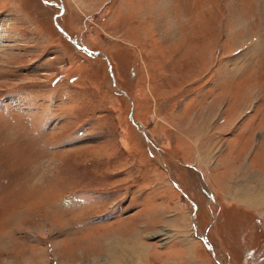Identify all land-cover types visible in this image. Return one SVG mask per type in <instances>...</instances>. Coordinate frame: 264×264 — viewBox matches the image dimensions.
<instances>
[{
  "label": "rangeland",
  "instance_id": "1",
  "mask_svg": "<svg viewBox=\"0 0 264 264\" xmlns=\"http://www.w3.org/2000/svg\"><path fill=\"white\" fill-rule=\"evenodd\" d=\"M263 180L264 0H0V264H264Z\"/></svg>",
  "mask_w": 264,
  "mask_h": 264
},
{
  "label": "crops",
  "instance_id": "2",
  "mask_svg": "<svg viewBox=\"0 0 264 264\" xmlns=\"http://www.w3.org/2000/svg\"><path fill=\"white\" fill-rule=\"evenodd\" d=\"M261 183H262V189H261L262 193H261V191L259 192L257 190L256 191L257 195H254L252 192L255 193V191L250 190V188H248V189H249V191H252V192L246 191V193L248 192V196H249L247 198L248 202H250L252 204L254 203L255 206L259 205L262 202L264 203V180L261 181ZM200 237L201 238H206L207 236L206 235H201ZM128 242H132V244L136 247V243H137L136 234L131 239V241L129 240ZM125 244H127L126 241L114 240L113 243H111L108 246L109 248L107 249L106 254L102 255V256H104V257H106L108 259V261H107L108 264H126L125 260H126L127 256L124 255L125 251H124V249H122V247H124ZM140 245L145 247V245H143L142 242L140 243ZM152 255H154V254H153V246L151 245L150 246V253L148 255H147V249L145 248V253L142 256L141 262L144 263V264H147L146 263L147 258L149 259L150 256H152ZM132 258H133V260H132ZM132 258H130V261H132V262H130L129 264H137V262H138L137 254H135ZM87 262L92 263L93 261H91V259L88 260V261L82 259L81 262H79V264H85ZM58 264H72V263H70L69 260L66 257H64V258L60 259ZM93 264H97V263L93 262Z\"/></svg>",
  "mask_w": 264,
  "mask_h": 264
},
{
  "label": "bare ground",
  "instance_id": "3",
  "mask_svg": "<svg viewBox=\"0 0 264 264\" xmlns=\"http://www.w3.org/2000/svg\"><path fill=\"white\" fill-rule=\"evenodd\" d=\"M249 179H250V177H249ZM249 181V180H248ZM251 181V180H250ZM251 190H253V189H251ZM260 190L261 189H259L258 191L260 192ZM250 192V191H249ZM248 193V192H247ZM255 193H256V191H255ZM133 247H135V246H133ZM124 253H125V256H127V258L129 259V258H132L133 257V252L135 251V248H132V247H125L124 246ZM143 250V249H142ZM137 252V251H136ZM140 253V252H139ZM139 253H137V254H139ZM140 259V258H139ZM139 259H138V261H139ZM130 260V259H129Z\"/></svg>",
  "mask_w": 264,
  "mask_h": 264
}]
</instances>
